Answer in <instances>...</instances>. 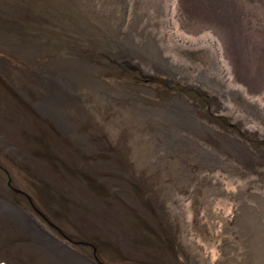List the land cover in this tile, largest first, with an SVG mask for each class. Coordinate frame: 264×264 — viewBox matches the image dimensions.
Segmentation results:
<instances>
[{"label":"rangeland","instance_id":"374dc122","mask_svg":"<svg viewBox=\"0 0 264 264\" xmlns=\"http://www.w3.org/2000/svg\"><path fill=\"white\" fill-rule=\"evenodd\" d=\"M0 162V264H52L9 179L86 264H222L227 239L242 261L238 194L264 196V0H0Z\"/></svg>","mask_w":264,"mask_h":264},{"label":"bare ground","instance_id":"6f19581e","mask_svg":"<svg viewBox=\"0 0 264 264\" xmlns=\"http://www.w3.org/2000/svg\"><path fill=\"white\" fill-rule=\"evenodd\" d=\"M69 1V0H67ZM71 1V0H70ZM87 9L90 6L89 3H82L80 9L85 11L84 7ZM154 56L160 58V62L163 61L161 55L155 51L153 53ZM157 59V58H156ZM165 61V60H164ZM166 64V63H165ZM105 83V82H104ZM203 124L199 123V128H201ZM202 129H207L205 126ZM197 158H204L207 162L211 159L212 156L206 155L203 153L202 150H198ZM213 158V157H212ZM238 198L241 201L239 213L236 215L235 225H234V234L239 242L244 248L245 252H243V260L240 261L237 258L239 255L238 247L231 245V241L227 239L226 241V256L223 260L222 264H249L252 261V252L254 246H257L260 243V240L264 238V196L258 195L257 193H253L250 190L244 192L243 190L241 193L238 194ZM250 201L256 202V205L252 204ZM26 221L23 224V228L29 230L30 234L33 235L35 238L34 245L40 249L44 246L48 249V251H43L44 256L48 257L52 264H86L81 261L78 257L72 255L71 253L64 251L60 245L57 243L49 242L46 239V236L38 229L36 226L33 225L32 222ZM30 223V224H29ZM232 230V229H230ZM42 233V234H41ZM183 246L185 245V241L181 242ZM28 250V249H27ZM235 251V255H232L231 251ZM191 256L192 254L189 253ZM191 264H199L197 261L191 258Z\"/></svg>","mask_w":264,"mask_h":264},{"label":"flooded vegetation","instance_id":"af4514ba","mask_svg":"<svg viewBox=\"0 0 264 264\" xmlns=\"http://www.w3.org/2000/svg\"><path fill=\"white\" fill-rule=\"evenodd\" d=\"M0 164H1V162H0ZM7 184H8L7 189L9 190V193H8L9 198L7 199V201L9 203H7V204H9V206H11V208H13L14 211L20 213L21 214L20 216H22V217L26 218L27 220H29L30 222H32L38 229H40L43 232L49 233L54 239L59 240V238L57 237L56 234H54V232L56 230H60V229L54 223H52L46 217V215L43 214V212L40 209H38L36 207V205L34 204V200H33L32 196L30 194H27L23 190L15 188V186L11 182V179L8 180ZM13 193H15L16 195L20 194L23 197H25L28 200L29 207L27 208L25 206V202H24V204H21L20 202L15 200ZM3 216L7 217L6 215H3ZM11 221H14V225L16 227L18 226L19 222L16 218H13V220H11ZM54 241L57 242L56 240H54Z\"/></svg>","mask_w":264,"mask_h":264}]
</instances>
